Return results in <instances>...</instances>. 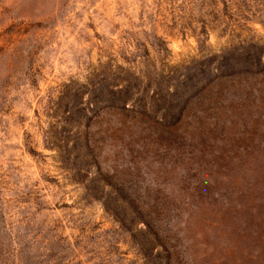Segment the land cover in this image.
I'll list each match as a JSON object with an SVG mask.
<instances>
[{
    "label": "rangeland",
    "instance_id": "rangeland-1",
    "mask_svg": "<svg viewBox=\"0 0 264 264\" xmlns=\"http://www.w3.org/2000/svg\"><path fill=\"white\" fill-rule=\"evenodd\" d=\"M0 264H264V0H0Z\"/></svg>",
    "mask_w": 264,
    "mask_h": 264
},
{
    "label": "trees",
    "instance_id": "trees-1",
    "mask_svg": "<svg viewBox=\"0 0 264 264\" xmlns=\"http://www.w3.org/2000/svg\"><path fill=\"white\" fill-rule=\"evenodd\" d=\"M117 218V217H116ZM147 228L149 229V225H147Z\"/></svg>",
    "mask_w": 264,
    "mask_h": 264
}]
</instances>
